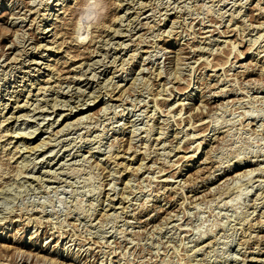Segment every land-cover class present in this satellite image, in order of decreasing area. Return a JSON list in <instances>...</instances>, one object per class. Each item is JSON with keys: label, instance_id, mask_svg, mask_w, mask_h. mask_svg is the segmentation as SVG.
<instances>
[{"label": "rangeland", "instance_id": "obj_1", "mask_svg": "<svg viewBox=\"0 0 264 264\" xmlns=\"http://www.w3.org/2000/svg\"><path fill=\"white\" fill-rule=\"evenodd\" d=\"M72 2L0 0V264H264V0H87L57 77Z\"/></svg>", "mask_w": 264, "mask_h": 264}, {"label": "bare ground", "instance_id": "obj_2", "mask_svg": "<svg viewBox=\"0 0 264 264\" xmlns=\"http://www.w3.org/2000/svg\"><path fill=\"white\" fill-rule=\"evenodd\" d=\"M89 1V0H88ZM99 1V0H98ZM71 2V1H70ZM86 2H87V0H73V2L72 3H70V4H66V5H62V7H61V9H62V14L63 15H61L62 17L60 18V19H58V20H60L59 21V24H54L53 23V25L52 24H50V25H52V34H51V39L49 40V42H51V43H53L54 45H56L59 49H60V52L59 53H61L62 54V58L64 59L62 62L60 61L59 62V66L56 68V67H54L55 65H57L56 63L57 62H55V63H53L54 65L52 66V72H54L53 74H55L57 77H59L60 75H61V73L63 74V72H66V68L69 70L70 68V66H74L76 63H78V64H76V65H78L79 66V64H80V60L81 61H83L82 59H83V57L85 56V54L87 53L86 52V49L88 48V46H86V47H82V46H80V45H78L77 43L78 42H76L75 43V41H74V43L72 42L73 40H72V38H74L73 37V35L74 34H72L73 32H74V29L77 27L76 25H75V21L74 20H78V17H76L77 19H75V16H77L76 14L79 12V10H80V12L82 11V9L83 8H81V7H83V6H86ZM87 3H89V2H87ZM101 3V2H100ZM106 3V2H105ZM104 3V4H105ZM56 4V3H55ZM90 4V3H89ZM96 4V3H95ZM143 4V3H142ZM50 5V4H49ZM52 5H54V4H52ZM97 6V5H96ZM50 7V6H49ZM59 7H60V5H59ZM102 7H104V6H102ZM53 8V7H52ZM88 8V7H87ZM104 9V8H103ZM116 9V8H115ZM60 10V9H59ZM59 10H57V12L59 11ZM78 11V12H77ZM83 12V11H82ZM82 12H81V14H82ZM262 12V11H261ZM53 14V13H52ZM55 15V14H54ZM78 15L80 16V14L78 13ZM121 16V15H120ZM55 17V16H54ZM104 18V17H103ZM46 19V18H45ZM57 19H56V21H57ZM102 19V18H101ZM105 19V18H104ZM54 20V19H53ZM45 21V20H44ZM53 22V21H52ZM98 22V21H97ZM101 22V21H100ZM50 23H51V21H50ZM78 23H79V20H78ZM262 23L264 24V22L262 21ZM48 24H49V22H48ZM95 24H96V22H95ZM263 24H261V25H263ZM76 27H75V26ZM102 25H103V23H102ZM101 25V26H102ZM259 25V24H258ZM100 26V24L99 23H97L95 26H93V32L95 33V32H98L101 28ZM81 27V26H80ZM51 28V27H50ZM264 30V29H263ZM78 32V31H77ZM225 32V31H224ZM75 33V32H74ZM94 35V34H93ZM76 37V36H75ZM90 37H92V36H90ZM94 37V36H93ZM91 40H93V39H91ZM76 41H77V38H76ZM81 43V42H80ZM230 45V44H229ZM57 48V49H58ZM104 48V47H103ZM49 49V48H48ZM51 49H52V47H51ZM264 50V49H263ZM17 51V50H16ZM105 54V53H104ZM238 54V53H237ZM84 55V56H83ZM240 55V54H239ZM89 57V56H88ZM113 57V56H112ZM240 56H236V61L235 62H239L240 61V58H239ZM19 58V57H18ZM10 60V59H9ZM12 60V59H11ZM242 60V59H241ZM8 61V60H7ZM9 63V62H8ZM60 63H63V64H61L60 65ZM84 63V62H83ZM89 63V62H88ZM243 63V62H242ZM242 63L240 62L239 64H238V66L239 67H242V69H244L243 68V65H242ZM7 64V63H6ZM237 64V63H236ZM47 65V64H46ZM81 65H82V62H81ZM92 65V64H91ZM76 67V66H75ZM245 67V66H244ZM49 68V69H50ZM118 68V67H117ZM222 68V67H221ZM50 69V70H51ZM84 70V69H83ZM106 74V73H105ZM56 77V78H57ZM101 77V76H100ZM135 77V76H134ZM49 80V79H48ZM91 80V79H90ZM87 83V82H86ZM88 84V83H87ZM32 85V84H31ZM118 85H119V83H118ZM39 86L41 87V85L39 84ZM115 86V85H114ZM24 88V87H23ZM93 89V88H92ZM22 90V89H21ZM114 91V90H113ZM68 92V91H67ZM91 92V91H90ZM79 93V92H78ZM89 93V92H88ZM167 93V92H166ZM69 94H71V93H69ZM103 94V93H102ZM74 95V94H73ZM86 95H87V93H86ZM71 96V95H70ZM89 96H90V94H89ZM68 97V96H67ZM42 99V98H41ZM84 99V98H83ZM95 99V98H94ZM1 103V102H0ZM22 104H24V103H22ZM179 104H181V103H179ZM72 110V109H71ZM1 113V112H0ZM83 113V112H82ZM179 113V112H178ZM154 114V113H153ZM61 115V114H60ZM70 115V112L69 113H67V114H62V116H63V118H66L67 116H69ZM75 115V114H74ZM88 116V115H87ZM86 117V116H85ZM138 117V116H137ZM136 117V118H137ZM8 118V117H7ZM87 118V117H86ZM75 119V118H74ZM9 121V120H8ZM72 121H73V119H72ZM74 121H76V119L74 120ZM77 122V121H76ZM2 123V122H1ZM202 123V122H201ZM196 127V126H195ZM63 128V127H62ZM65 129V128H64ZM58 130V129H57ZM53 131V130H52ZM60 131H62V130H60ZM57 132V131H56ZM8 134V133H7ZM30 135H32V134H30ZM28 137V136H27ZM158 137V136H157ZM39 141V140H38ZM42 142V141H41ZM38 144V143H37ZM42 145V144H41ZM41 147V146H40ZM18 148V147H17ZM24 148V147H23ZM34 148V147H33ZM32 148V149H33ZM115 148V147H114ZM181 149V148H180ZM118 151V150H117ZM129 151V150H128ZM11 153V152H10ZM194 155L195 154H193L192 155V157H194ZM14 155L12 154V156L10 157V160H13L14 159ZM117 158V157H116ZM5 160V159H4ZM7 160V159H6ZM1 162V161H0ZM70 162V161H69ZM2 164H3V162H1L0 163V168H1V166H2ZM4 165V164H3ZM49 165V164H48ZM24 166V165H23ZM5 167V166H4ZM8 167V166H7ZM25 167V166H24ZM119 167V166H118ZM201 168V167H200ZM2 169H4V168H2ZM2 174V171H0V176H2L1 175ZM4 175H5V173H4ZM18 176V175H17ZM1 178V177H0ZM171 178V177H170ZM2 179H3V177H2ZM165 179V178H164ZM163 179V182H165L166 183V180H164ZM169 180V179H168ZM0 181H1V179H0ZM109 200V199H108ZM264 210V209H263ZM264 219V218H263ZM254 225V224H253ZM243 260V259H242Z\"/></svg>", "mask_w": 264, "mask_h": 264}]
</instances>
